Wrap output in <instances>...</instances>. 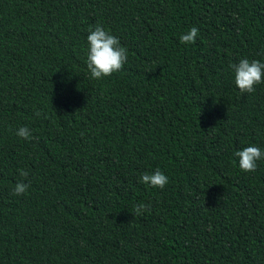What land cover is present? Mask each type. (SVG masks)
<instances>
[{
	"label": "trees",
	"instance_id": "trees-1",
	"mask_svg": "<svg viewBox=\"0 0 264 264\" xmlns=\"http://www.w3.org/2000/svg\"><path fill=\"white\" fill-rule=\"evenodd\" d=\"M97 25L128 50L101 80ZM245 58L264 63V0H0V264H264V159L235 156L264 151Z\"/></svg>",
	"mask_w": 264,
	"mask_h": 264
},
{
	"label": "clouds",
	"instance_id": "clouds-1",
	"mask_svg": "<svg viewBox=\"0 0 264 264\" xmlns=\"http://www.w3.org/2000/svg\"><path fill=\"white\" fill-rule=\"evenodd\" d=\"M198 35L199 29L193 26L180 37L181 43L194 44ZM87 40L89 44L87 69L92 79L101 80L123 69L128 60V50L121 45L119 38L110 34L102 26L97 25L94 30L90 29ZM231 69L235 73V83L242 94H253L256 91V86L264 83V79H262L264 77V63L259 60L241 59L238 64H232ZM36 115L40 116L41 112L37 111ZM16 135L25 140L37 139L33 136L32 130L26 126L20 127ZM235 156L239 158L240 170L250 173L256 171L257 161L264 159V151L253 145L237 151ZM20 175L24 179L18 181L13 189V195L16 196L26 194L31 186L30 183L24 182L29 173L21 170ZM141 182L163 190L169 183V178L157 170L153 174H144L141 177ZM146 210H148L147 205L138 204L134 207L133 214L139 216Z\"/></svg>",
	"mask_w": 264,
	"mask_h": 264
}]
</instances>
